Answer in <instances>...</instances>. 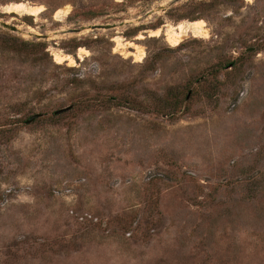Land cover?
Returning <instances> with one entry per match:
<instances>
[{"label": "rangeland", "instance_id": "374dc122", "mask_svg": "<svg viewBox=\"0 0 264 264\" xmlns=\"http://www.w3.org/2000/svg\"><path fill=\"white\" fill-rule=\"evenodd\" d=\"M0 22L50 37L0 28V264H264V0H0Z\"/></svg>", "mask_w": 264, "mask_h": 264}, {"label": "bare ground", "instance_id": "6f19581e", "mask_svg": "<svg viewBox=\"0 0 264 264\" xmlns=\"http://www.w3.org/2000/svg\"><path fill=\"white\" fill-rule=\"evenodd\" d=\"M5 9L7 13L23 14L31 17H37L44 11L43 7L41 6H29L22 3L11 4ZM67 14L68 8L57 10L54 14V18L60 20ZM149 36L153 38L163 37L167 45H169L170 47H177L184 39L188 38L189 36L200 39L208 38V30L206 23L202 20L195 21L189 24L180 23L177 25H171L166 23L162 27L151 31ZM141 39H143L142 36L136 38V40ZM114 42L116 43V50H119L125 55L133 57L135 59V62L140 63L143 60L144 53L140 47L132 44L131 42H125L121 38H116ZM130 48H133L136 51L135 54L127 52V50ZM87 54V51L79 49L78 58L82 59V57L86 56ZM52 57L54 62L58 65L68 63L69 66H73L75 63L72 57L64 56L59 52H52Z\"/></svg>", "mask_w": 264, "mask_h": 264}, {"label": "water", "instance_id": "95a60500", "mask_svg": "<svg viewBox=\"0 0 264 264\" xmlns=\"http://www.w3.org/2000/svg\"><path fill=\"white\" fill-rule=\"evenodd\" d=\"M178 1H180V0H178ZM154 12H156V11H152L151 13H149V15L153 14ZM124 25H125V23H121L120 25H114V24H112V25H92V26H88V27H82L79 29L68 30L66 32H62V35L78 34V33L84 32V31H88V30H90V31L111 30V29H116L117 27H122ZM0 28L8 30V31L15 33V34H19V35L33 36L36 39L46 40V39L50 38L48 36H42V35H36V34H26V31H20L17 27L12 26V25H8V24L3 23V22H0ZM68 110H69V108L62 109V110L57 111L56 114L60 115V114H63L64 112H66ZM39 117H40V115H34V116L30 117L27 121V124H31L33 121H35Z\"/></svg>", "mask_w": 264, "mask_h": 264}, {"label": "trees", "instance_id": "16d2710c", "mask_svg": "<svg viewBox=\"0 0 264 264\" xmlns=\"http://www.w3.org/2000/svg\"><path fill=\"white\" fill-rule=\"evenodd\" d=\"M16 43L15 42H6V43H2V46L1 48L2 49H6V50H9V51H12V52H15L17 49H16ZM21 46H24V47H30V48H41L43 49V51L45 50V46L42 45V44H26V43H21ZM18 47V46H17ZM53 67H57V65H54L52 64Z\"/></svg>", "mask_w": 264, "mask_h": 264}]
</instances>
